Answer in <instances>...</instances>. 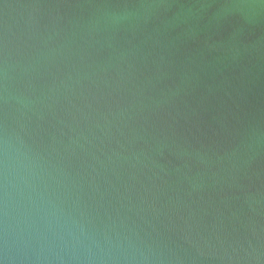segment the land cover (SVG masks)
Returning a JSON list of instances; mask_svg holds the SVG:
<instances>
[{"label": "water", "instance_id": "obj_1", "mask_svg": "<svg viewBox=\"0 0 264 264\" xmlns=\"http://www.w3.org/2000/svg\"><path fill=\"white\" fill-rule=\"evenodd\" d=\"M0 264H264V0H0Z\"/></svg>", "mask_w": 264, "mask_h": 264}]
</instances>
